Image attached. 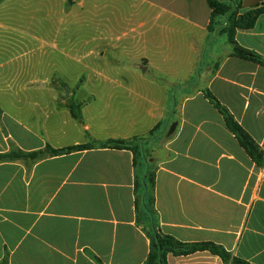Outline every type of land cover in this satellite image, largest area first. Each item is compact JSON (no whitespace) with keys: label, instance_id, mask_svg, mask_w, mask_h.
I'll return each mask as SVG.
<instances>
[{"label":"crops","instance_id":"crops-1","mask_svg":"<svg viewBox=\"0 0 264 264\" xmlns=\"http://www.w3.org/2000/svg\"><path fill=\"white\" fill-rule=\"evenodd\" d=\"M243 3L240 15L263 8L264 0L246 7ZM159 4L182 6L168 12L200 31L210 25L207 0ZM235 39L264 60V14L253 28L237 29ZM230 48L217 59L210 92L264 152V67L233 57ZM195 65L191 63L192 69ZM0 84L6 92L7 81ZM178 101L157 107L153 100L141 103L118 96L115 134L107 132L110 126L97 128L84 110L87 132L82 129L80 135L88 141L78 139L71 146L91 138L128 141L145 136L135 129L141 104L152 119L148 132L175 110V134L159 152L154 173L158 227L182 243H213L249 264H264V164L252 161L204 96ZM62 120L57 123L65 124L66 118ZM54 127L62 132V126ZM65 147L70 145L53 148ZM133 161L128 150L98 148L44 158L30 174L5 172L0 184V264H145L150 240L136 211ZM167 263L226 264L209 251L169 253Z\"/></svg>","mask_w":264,"mask_h":264},{"label":"rangeland","instance_id":"rangeland-1","mask_svg":"<svg viewBox=\"0 0 264 264\" xmlns=\"http://www.w3.org/2000/svg\"><path fill=\"white\" fill-rule=\"evenodd\" d=\"M239 1L207 0L215 8H210L214 17L204 31L168 12L182 6H163L160 0L1 1L0 83L7 81V91L2 93L0 84V154L88 141L80 135L82 129L87 132L84 110L97 128L110 126L107 132L113 131L118 96L141 103L153 100L157 107L177 104L182 96L205 97L217 59L231 49L227 31L241 16ZM174 112H166L148 132L152 119L146 106L138 109L135 129L145 136L127 143L137 150L140 178L157 171L159 152L175 134L169 133ZM63 118L67 123H57ZM49 125L62 126V132ZM47 126L53 135L46 133ZM107 141L91 138L87 144L98 149ZM44 158L1 160L0 184L5 172L30 174ZM142 203L138 217L148 230V197Z\"/></svg>","mask_w":264,"mask_h":264},{"label":"trees","instance_id":"trees-1","mask_svg":"<svg viewBox=\"0 0 264 264\" xmlns=\"http://www.w3.org/2000/svg\"><path fill=\"white\" fill-rule=\"evenodd\" d=\"M3 0H0V2ZM211 9L215 8L211 2L208 4ZM240 8H242V0L239 1ZM263 8L255 11H250L246 14L241 15L237 20L234 19L233 23L227 31L228 39L231 45H233L232 56L241 60L252 62L264 67V60L257 53L239 45L235 39L237 29H251L253 28L257 18L264 14V3ZM214 17V10L211 12V22ZM210 22V24H211ZM210 26V25H209ZM208 26V27H209ZM205 98L215 107L216 110L223 116L225 124L228 130L235 136L241 147L246 151L248 156L256 163L257 166L261 167L264 164V152L261 150L256 141L235 121L234 117L230 114L228 109L224 107L219 100L210 92L206 93ZM2 109L0 108V114ZM154 130H152L153 132ZM102 149H116V150H128L134 155V168L137 167V150L134 146H128L125 140H113L110 139L102 146ZM94 149L93 144H81L60 149H55L50 145L46 146L45 151H36L26 153L22 150L11 152L8 154H0L1 160H27V159H38L43 157H58L62 155L71 154L74 152H83L86 150ZM154 174L152 176H144L140 178L136 174L135 180V206L138 216L142 208V202L148 197L149 208L146 209V214L150 217L151 227L147 230V235L150 240V252L148 259L145 264H168L167 255L169 253L175 256H188L197 252L209 251L213 255L219 256L226 264H249L239 258L233 257L223 247L213 243H197V244H186L182 243L175 238L165 235L162 233L156 223V214L153 208L154 204ZM144 210V209H143ZM1 264H8L7 260H4Z\"/></svg>","mask_w":264,"mask_h":264},{"label":"water","instance_id":"water-1","mask_svg":"<svg viewBox=\"0 0 264 264\" xmlns=\"http://www.w3.org/2000/svg\"><path fill=\"white\" fill-rule=\"evenodd\" d=\"M176 126H177L176 124L172 125V127L170 128V132H169L170 134H173L175 132Z\"/></svg>","mask_w":264,"mask_h":264}]
</instances>
